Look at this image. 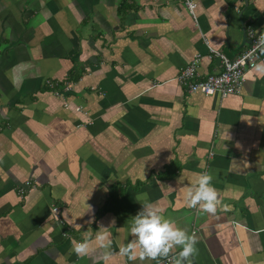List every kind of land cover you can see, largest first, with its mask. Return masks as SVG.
Returning a JSON list of instances; mask_svg holds the SVG:
<instances>
[{"label": "crops", "instance_id": "1", "mask_svg": "<svg viewBox=\"0 0 264 264\" xmlns=\"http://www.w3.org/2000/svg\"><path fill=\"white\" fill-rule=\"evenodd\" d=\"M193 1L195 19L184 0H0V264L162 260L119 253L137 196L195 237L192 264H264V55L225 98L176 79L195 54L213 74L210 48L234 59L246 29L264 34V0ZM205 173L216 214L188 203Z\"/></svg>", "mask_w": 264, "mask_h": 264}, {"label": "clouds", "instance_id": "2", "mask_svg": "<svg viewBox=\"0 0 264 264\" xmlns=\"http://www.w3.org/2000/svg\"><path fill=\"white\" fill-rule=\"evenodd\" d=\"M257 50L264 55V40L258 42ZM256 67L257 70L264 71V61ZM211 180V174L200 175L197 186L189 189L187 197L190 206L195 207L199 204L206 212L216 214L217 206L221 201ZM136 199L141 203L142 208L132 217L130 225L132 239L120 247L119 253L129 260H135L137 256L159 260L167 257L174 246H181L175 264H192L191 258L197 253L195 237L178 228L174 221L164 214V210L153 202L141 196H137ZM115 223L116 220L113 218L111 224L115 225ZM103 227L104 230L97 233L95 241L106 250V255H110L114 241L108 226ZM92 250V242L87 236L83 240L73 241L72 251L80 257L89 255Z\"/></svg>", "mask_w": 264, "mask_h": 264}, {"label": "built area", "instance_id": "3", "mask_svg": "<svg viewBox=\"0 0 264 264\" xmlns=\"http://www.w3.org/2000/svg\"><path fill=\"white\" fill-rule=\"evenodd\" d=\"M184 2L189 13L195 19V2L193 0H184ZM246 36L248 47L234 59H229L219 51L210 48V52L220 60L221 68L218 72L202 76L199 72L201 56L195 54L180 69L176 78L177 82L185 87L189 93H201L205 96L218 95L220 98L238 94L243 87L247 70L253 68L262 59V54L257 50V44L264 40V34L253 28H248L246 29ZM46 82L49 86H54L51 80H46ZM55 94H58V91H55ZM56 209L53 207V210ZM176 258L177 255L171 254L152 264H175Z\"/></svg>", "mask_w": 264, "mask_h": 264}]
</instances>
